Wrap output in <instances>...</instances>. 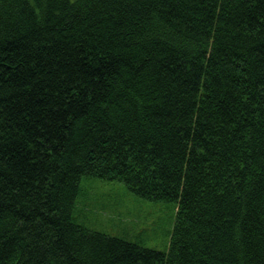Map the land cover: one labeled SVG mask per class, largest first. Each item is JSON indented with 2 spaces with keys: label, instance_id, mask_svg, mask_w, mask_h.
Segmentation results:
<instances>
[{
  "label": "trees",
  "instance_id": "1",
  "mask_svg": "<svg viewBox=\"0 0 264 264\" xmlns=\"http://www.w3.org/2000/svg\"><path fill=\"white\" fill-rule=\"evenodd\" d=\"M85 175L166 247L78 222ZM0 264H264V0H0Z\"/></svg>",
  "mask_w": 264,
  "mask_h": 264
},
{
  "label": "rangeland",
  "instance_id": "2",
  "mask_svg": "<svg viewBox=\"0 0 264 264\" xmlns=\"http://www.w3.org/2000/svg\"><path fill=\"white\" fill-rule=\"evenodd\" d=\"M174 203L138 196L121 181L85 175L76 220L90 228L164 249L173 228Z\"/></svg>",
  "mask_w": 264,
  "mask_h": 264
}]
</instances>
